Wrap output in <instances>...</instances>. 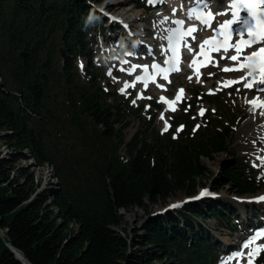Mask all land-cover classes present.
I'll return each mask as SVG.
<instances>
[{"label": "trees", "instance_id": "trees-1", "mask_svg": "<svg viewBox=\"0 0 264 264\" xmlns=\"http://www.w3.org/2000/svg\"><path fill=\"white\" fill-rule=\"evenodd\" d=\"M101 5L109 0H0V264H21L6 243L31 264H217L223 244L202 222L236 231L240 221L223 199L149 214L142 234L120 230L122 211L149 213L208 186L205 160L229 153L232 133L216 119L193 131L196 93L176 139L174 130L155 133L153 116L127 143L131 108L94 68L78 67L92 60ZM29 160L53 165L57 185L41 190L32 167L20 165ZM221 165L213 189L259 192L242 160Z\"/></svg>", "mask_w": 264, "mask_h": 264}, {"label": "rangeland", "instance_id": "rangeland-1", "mask_svg": "<svg viewBox=\"0 0 264 264\" xmlns=\"http://www.w3.org/2000/svg\"><path fill=\"white\" fill-rule=\"evenodd\" d=\"M115 1L116 0H110L108 7L121 14L124 10L123 8L116 7L114 5ZM142 4L151 6L152 3H149L148 0H133L132 6L136 11L143 14L145 19L143 23L144 28H150V24L160 21V12L165 11L170 15L169 7L159 8L160 10L149 12L139 9V6ZM119 42L122 44L125 43L124 40H120ZM107 47V45L101 46L100 48L97 46L94 63L92 65L96 68L97 73L100 75L102 83L104 82L105 88H108L111 93H123L121 95L119 94L118 101L120 103H126L132 110L129 118L127 119V121H130L132 124L130 128L125 131L127 141L132 138L138 129L143 127L144 122L150 119L153 114L157 115L154 132L159 133L160 135H166L171 132L176 121L179 120L178 116L182 114L184 105L180 106L176 113L168 114L164 112L163 106L159 102V93L156 89L152 88L144 90L145 95L143 96L140 95V90H138V88L134 87L128 89V91L125 90V85L129 84L130 79L120 75L119 73V62L114 60L118 57V54L115 57L113 55L107 56L100 54L104 51L101 48ZM122 47H124V44ZM124 52L125 51L123 50V53ZM80 66L88 68L90 64L83 62ZM108 69L113 71V73L109 74L110 70ZM241 75L242 72L231 76L226 75L222 72L219 66L216 68L210 67L203 72V83L201 85L191 83L188 80L187 75H181L176 77L170 92V95L173 96L180 88H184L186 91L185 103L193 99L194 92L199 93L198 95H201L202 97L204 96V99L201 97L199 98L201 100L198 99L200 102L197 105L198 108L193 117L197 126H200L201 128L205 127L210 119L215 118L216 120H219L221 124L230 128L231 133L233 130L232 139L230 141V151L233 156L228 157L223 154L216 156L215 162L205 160L206 164L210 168V172H212L209 179H207V183L209 184L208 186L210 188L212 187L211 189L214 188L213 183L216 182L219 178V173L222 171L221 164H223L224 160L231 161L230 158L242 159L248 162L254 170V172L250 175H252L255 181H257L260 185L259 192L256 195L246 196L245 198H239L235 194H230L225 189L218 191L213 189L214 191H217L218 195L221 196V199L229 202L235 210L238 211V214L241 217L240 224H237L238 228L236 231L223 229L219 227L214 220L202 222L207 229L211 230L214 237H216V239L223 244L222 249H231L230 251L237 250V245L239 244V240H241L243 233L248 232L251 228V223H255L257 221L258 215H256L253 211L258 210V212H264V201L262 202L259 199V196L264 193V119L258 114L257 110H252L253 105L248 102L249 100L262 94V92H259L256 89L245 88L243 83L229 89H226L222 85L225 78H238ZM121 89H124V91L122 92ZM133 101H135V103H133ZM142 105L145 107L139 115H136L137 113H133L138 112L137 110H139ZM202 109L204 110L203 116L199 114ZM163 114L166 116L168 124L171 125V128L167 131H164V119H161ZM211 123L212 122H209V124ZM182 129L183 126L177 128L175 134L178 135ZM2 150L5 154L8 152L5 147H3ZM20 165L32 167V169L36 172L37 178L43 182L42 189L50 187L48 183H51V181L46 179V177H48V174L46 173L47 171L42 168L40 170L39 168L34 167L30 161H23ZM202 188L203 187H201V189ZM187 198L189 197L180 196L179 198L160 200L157 205L150 208L149 213H145L144 211L137 209L130 213L122 211L125 215L126 221L120 230H129L133 235H135L136 232L142 234L145 222L151 217L149 214L155 215L160 213L170 204L183 201ZM262 220H264V217H262L260 221ZM133 250L136 251L137 248L134 247ZM222 254H224V252ZM225 261L226 259L224 258V255H221L220 264H224Z\"/></svg>", "mask_w": 264, "mask_h": 264}, {"label": "snow or ice", "instance_id": "snow-or-ice-1", "mask_svg": "<svg viewBox=\"0 0 264 264\" xmlns=\"http://www.w3.org/2000/svg\"><path fill=\"white\" fill-rule=\"evenodd\" d=\"M148 2L154 3L155 0H148ZM160 2L162 3L163 0H160ZM219 2L223 5V8L213 13L211 11L212 5L209 0H197V6L189 8L187 19L189 21H199L202 27L198 29L197 27L190 26L186 30L181 31L180 29L183 28L184 21L176 20L173 22L180 27L175 31L170 29V35H168L166 39L171 46L174 37L182 39L183 37L191 36L192 39L195 40L196 37L192 35L193 33L198 30H211L215 34L208 39H204L202 43L198 45L200 50L199 54L207 58L208 52L205 50L206 47L211 51L220 52L222 59L234 62L231 66L224 67L222 69L224 72L241 71L244 73L239 79L226 82L225 86H230L232 83H243L245 88L252 89L255 87L257 91L264 92V87H261L264 86V0H219ZM175 11L176 10L173 9V14H175ZM240 12H244L246 15L241 16ZM223 15L229 16V18L222 22L216 20V17ZM167 19L168 18L165 17V20ZM213 23L216 24L215 28H213ZM233 34L238 38L235 43L230 42ZM218 37H222V39H218ZM188 47L191 51V46ZM172 50L175 52L176 48ZM229 52L232 54L228 55ZM195 65L196 60L193 59L189 66L192 67ZM153 67L157 68L158 66L153 65ZM174 70L178 69L174 68ZM132 71H135V68H133ZM249 77H251V79H249ZM164 78L166 79L167 76L165 75ZM189 80H191V77H189ZM127 86L128 85H126V87ZM145 86H147L146 83ZM121 91L123 92L124 89H121ZM182 94L183 89L177 94L176 100H180ZM161 100L164 101V98L161 97ZM164 102L168 103L167 101ZM133 103H135V101H133ZM249 103L253 105L252 110L257 107L264 108V100H260L259 97L249 101ZM169 108L175 111L172 103H169ZM199 114L203 116L204 110L202 109ZM260 115L264 116V111H261ZM161 119H163V116H161ZM167 130L168 125L167 121H165L164 131ZM206 195H209L206 190L200 193L201 197ZM259 199L264 200V196L259 197ZM262 238H264V231H257L242 244V248L250 249L246 254L248 264H254V259L261 251H264V245L254 247L256 242ZM236 256L243 257L245 253L238 252ZM233 258L235 257H229V261ZM229 261H225L224 264H229Z\"/></svg>", "mask_w": 264, "mask_h": 264}, {"label": "bare ground", "instance_id": "bare-ground-1", "mask_svg": "<svg viewBox=\"0 0 264 264\" xmlns=\"http://www.w3.org/2000/svg\"><path fill=\"white\" fill-rule=\"evenodd\" d=\"M114 5L116 6V7H118V8H123V12H122V14H120L121 15V17H123V18H126V23H129L134 29H135V31H136V33H135V36L134 37H136L137 36V39H146V37H148V35H147V33H146V29L145 28H143L142 26V24L144 23V21H145V19H144V16H143V14H141L140 12H138V11H136L134 8H133V0H116L115 2H114ZM178 7L179 6H177V7H174V6H171L170 7V9L173 11V9H175L176 11L178 10ZM223 8V5L219 2V0H214V4H213V6H212V9H213V13H216L217 11H220L221 9ZM217 19L216 20H219V21H224V20H226V19H228L229 18V16H226V15H223V16H218V17H216ZM165 19V18H164ZM168 21H169V23H171V18L169 17L168 18ZM169 23H168V25H169ZM166 26V25H165ZM165 26H163V28H165ZM168 27V26H167ZM216 27V26H215ZM138 33V34H137ZM200 43H202V40L199 38V37H197V39H196V42L195 41H189L188 42V46H191L192 48L194 47V45H196V44H200ZM197 51H199V50H197ZM250 51V50H249ZM187 52L189 53V55H191L190 54V50H189V47H187ZM222 61H227V62H229V60H227V59H221V60H217L215 63H214V65H213V67H215L216 68V65H218L219 66V64H221L222 63ZM233 63H229V64H227L228 66H230V65H232ZM135 66H137L136 64L134 65V67L133 68H136ZM244 75V74H243ZM243 75H241V77L243 76ZM240 77V76H239ZM232 79H236L235 77H228V78H225V80H224V82L222 83V85H225V83L226 82H228L229 80H232ZM249 79H251V77H249ZM188 80H189V78H188ZM190 81H192V83H194V84H199V85H201L202 83H203V80L202 79H200V74L198 73H196V72H193L192 73V75H191V80ZM261 87H264V86H261ZM253 89H256L255 87H253ZM140 95L141 96H143V95H145V93L143 92V91H141L140 92ZM163 95V94H162ZM257 97H259L260 98V100H264V92H262V94H260L259 96H257ZM256 97V98H257ZM253 99H255V98H253ZM253 99H251V100H249V101H252ZM248 101V102H249ZM259 102V101H258ZM254 110H257V112H258V114L260 115V112L261 111H264V108H259V107H257V108H255ZM163 116V119H164V121H167L166 120V116L163 114L162 115ZM261 116V115H260ZM263 117V119H264V116H262ZM253 131H255V130H253ZM45 168H43V170H44ZM46 169L51 173L52 172V168H50L49 166H47L46 167ZM261 196H264V193L263 194H261L259 197H261Z\"/></svg>", "mask_w": 264, "mask_h": 264}, {"label": "water", "instance_id": "water-1", "mask_svg": "<svg viewBox=\"0 0 264 264\" xmlns=\"http://www.w3.org/2000/svg\"><path fill=\"white\" fill-rule=\"evenodd\" d=\"M0 237L2 238V240L6 241L4 238V234L0 229ZM7 247L13 252V254L15 255L16 259L18 262H20L21 264H31L28 259L26 258V256L19 250H17L16 248H14L11 244L6 243Z\"/></svg>", "mask_w": 264, "mask_h": 264}]
</instances>
